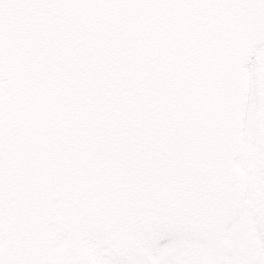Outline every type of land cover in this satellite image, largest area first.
Segmentation results:
<instances>
[{"label":"water","instance_id":"95a60500","mask_svg":"<svg viewBox=\"0 0 264 264\" xmlns=\"http://www.w3.org/2000/svg\"><path fill=\"white\" fill-rule=\"evenodd\" d=\"M165 2L177 6L52 13L42 19L62 31L43 34V44L51 50L61 39L66 53L85 56L88 80L96 79L100 58L118 53L105 77L108 91L101 89L113 107L103 112L104 124L96 128V141L110 146L115 168L126 181L138 182L152 194L169 195L180 208V218L171 227L132 232L120 251L149 264L177 261L182 253L186 264H223L227 228L242 197L234 161L240 153L249 63L243 62L241 54L246 51L251 58L253 50L264 45V0ZM85 38L98 45L96 58L80 48ZM258 83L264 91V70ZM73 85L78 87L80 82ZM37 86L56 85L38 81ZM42 99V95L31 99L30 135L40 126ZM87 103L85 98L84 104L68 108L78 113L80 132H91L94 126ZM259 149L264 223V126ZM40 171L39 161L30 159L25 211L19 220L15 194L9 197L14 226L10 255L42 250L41 228L31 211V192ZM141 237L154 238L155 260L145 245L135 241ZM106 246L116 252L110 244ZM73 251L92 260L85 251Z\"/></svg>","mask_w":264,"mask_h":264},{"label":"snow or ice","instance_id":"6c2138e0","mask_svg":"<svg viewBox=\"0 0 264 264\" xmlns=\"http://www.w3.org/2000/svg\"><path fill=\"white\" fill-rule=\"evenodd\" d=\"M169 6L177 5L165 0H0V264H149L135 254H119L127 237L168 228L179 220L180 208L169 195L152 194L138 182L126 181L115 168L110 146L96 141V128L104 124L102 114L113 107L101 89L108 91L105 77L118 53L100 58L96 79L88 80L85 56L66 53L61 39L51 50L43 44V34L62 31L42 19L52 13ZM80 48L96 58L97 44L85 38ZM241 59L251 63L246 51ZM65 64L70 67L65 69ZM38 81H54L56 86L40 88ZM35 95L43 96L41 123L30 135ZM85 98L94 121L91 132H80L78 113L68 111L69 106L84 104ZM30 159L41 166L31 192V211L44 243L38 253L20 251L13 256L8 247L14 233L8 200L14 193L19 220L25 211ZM108 244L116 254L107 258L86 260L73 251ZM233 264H264V260L247 258Z\"/></svg>","mask_w":264,"mask_h":264},{"label":"flooded vegetation","instance_id":"af4514ba","mask_svg":"<svg viewBox=\"0 0 264 264\" xmlns=\"http://www.w3.org/2000/svg\"><path fill=\"white\" fill-rule=\"evenodd\" d=\"M262 47H264V45L254 49L250 59L251 63H249V65L246 67L247 92H246L245 109L243 115L242 139L245 133L244 125L247 116L251 115V118L254 120L255 123H257V126H259L258 133L261 131V129L264 126V91L260 90L258 83L259 74L262 70H264V68H262V62L259 61L260 59L255 54V52ZM252 68L257 70L256 75L253 74V71L255 72V70H252ZM252 84L254 85L255 91L254 90L251 91ZM241 146H242V142H241ZM257 156L259 157L258 154ZM250 160H252V158L250 157L244 158L242 157V154H240V156L235 162V167L242 177L243 190H242V198L239 209L235 215L234 220L227 228L226 241H227L228 249L223 264H233L234 261L250 258V256L246 253L247 251L244 248L235 247V249H233L232 247V242L235 241L236 238L240 237L239 233L242 231L244 232V230L247 233H251V235L253 234L254 237L256 234L259 235L260 238L262 239V245L264 246V223H263V212H262V188H261L262 174L260 173L258 167L257 170L255 171V169L251 166H244ZM246 172L250 177L255 176L254 181L246 182V180L244 179ZM8 209L10 211L9 206ZM9 221H10V217H9ZM135 241L138 244L145 245L144 248L146 252L149 254L150 258L153 260L156 259L157 257L156 252H158V248L154 244L155 242L154 238L152 239L150 237H146V239H144L141 237L140 239L136 238ZM85 251L86 253L90 254L92 259L107 258L116 254V252L108 246L90 247ZM119 254L128 255V253H126L123 249L120 251ZM177 261L186 262L187 257L184 256V254L182 253L177 257Z\"/></svg>","mask_w":264,"mask_h":264},{"label":"rangeland","instance_id":"374dc122","mask_svg":"<svg viewBox=\"0 0 264 264\" xmlns=\"http://www.w3.org/2000/svg\"><path fill=\"white\" fill-rule=\"evenodd\" d=\"M255 54L260 59L259 61L262 62V68H264V47L258 49L255 52ZM252 70H255V72L253 71V74L256 75L257 70L253 68ZM253 90H254V85L252 84L251 91ZM258 128L259 126H257V123H255L254 120L251 118V115L247 116L244 125L245 133L242 139L241 153H242V157L244 158H249V157L252 158V160L248 161V163H246L244 166H251L255 169V171L257 170V158H258L257 156L258 151H256L257 150L256 145L258 142V135H257ZM244 179L246 180V182H252L254 181L255 176L250 177L246 172ZM239 234L238 235L240 237L236 238V240L232 242L233 249H235V247L244 248L247 251L246 253L250 256L251 259L264 260V246L262 245V239L260 238V236L256 234L254 237L253 234L251 235V233H247L245 230L244 232L242 231Z\"/></svg>","mask_w":264,"mask_h":264}]
</instances>
